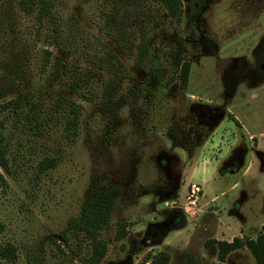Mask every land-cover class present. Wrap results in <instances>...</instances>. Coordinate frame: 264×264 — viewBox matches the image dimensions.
I'll return each mask as SVG.
<instances>
[{"label": "rangeland", "instance_id": "rangeland-1", "mask_svg": "<svg viewBox=\"0 0 264 264\" xmlns=\"http://www.w3.org/2000/svg\"><path fill=\"white\" fill-rule=\"evenodd\" d=\"M182 1L176 20L156 0H56L55 18L0 0V264H96L60 236L93 184L118 191L100 264H257L213 241L264 225V0Z\"/></svg>", "mask_w": 264, "mask_h": 264}, {"label": "trees", "instance_id": "trees-1", "mask_svg": "<svg viewBox=\"0 0 264 264\" xmlns=\"http://www.w3.org/2000/svg\"><path fill=\"white\" fill-rule=\"evenodd\" d=\"M27 2V0H21ZM162 3L168 11L169 16L176 20H180L183 10L182 0H156ZM27 3L30 8L35 5L40 8L41 13L44 16L55 18L56 11L53 10V5L56 0H28ZM105 32L108 35H112L108 27H105ZM119 60V59H118ZM139 62L143 61V56L140 55ZM190 69V64L184 63L182 65L181 78L183 81H187L188 72ZM0 98H2V93L0 92ZM12 102H6L0 104V128L3 124L1 115L4 110ZM55 165V160L53 158H47L40 163V167L47 169ZM9 167V159L7 156L6 147L2 141L0 134V183L5 181L4 174L2 170H7ZM118 200V191L114 187H100L93 184L89 187L87 197L82 204L80 215L78 218L73 220L68 227L61 232L60 236L64 241H68L70 232L76 234H84L93 241L92 251L90 260L94 261L96 264H100L101 261L107 254L108 246L105 241L99 238L101 231L106 228L111 213L113 211L114 205ZM1 227V224H0ZM127 236V222L119 223L118 231L116 234V240L120 241ZM218 245V258L220 261H225L227 255L234 250L239 248L248 247L253 254L257 264H264V225L262 226L260 232L255 238H248L244 240L243 238L237 236L231 241L227 240H216L213 241ZM15 248L11 245L4 247L0 246V256L2 257H15ZM170 260L169 253L160 252L158 255L154 256L151 253L144 258V264H167ZM218 264V263H212Z\"/></svg>", "mask_w": 264, "mask_h": 264}, {"label": "built area", "instance_id": "built-area-1", "mask_svg": "<svg viewBox=\"0 0 264 264\" xmlns=\"http://www.w3.org/2000/svg\"><path fill=\"white\" fill-rule=\"evenodd\" d=\"M202 191L203 188L200 183L191 182L189 184L187 190L188 207L186 208V212L190 213V210L195 209L198 206L200 199L203 195Z\"/></svg>", "mask_w": 264, "mask_h": 264}]
</instances>
